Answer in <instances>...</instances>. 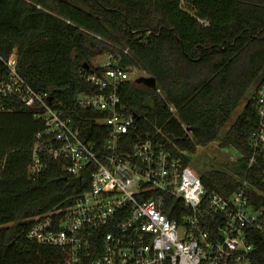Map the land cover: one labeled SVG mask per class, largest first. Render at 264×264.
I'll return each mask as SVG.
<instances>
[{
  "label": "trees",
  "instance_id": "1",
  "mask_svg": "<svg viewBox=\"0 0 264 264\" xmlns=\"http://www.w3.org/2000/svg\"><path fill=\"white\" fill-rule=\"evenodd\" d=\"M125 48L123 64L153 77L160 90L135 79L120 88L136 129L154 135L184 165L196 147L215 140L235 150L229 166L199 174L202 185L228 195L246 178L264 221V160L247 167L255 99L264 86V0H0V74L2 59L14 53L19 75L59 98L86 141L106 135H95L99 113L76 109L74 98L95 92L85 80L92 59ZM15 106L0 112V264H68L64 248L40 245L27 232L33 218L87 191L89 174L82 171L76 181L65 172L67 162L49 158L30 176L35 135L44 123ZM252 242L249 264H264V230H254Z\"/></svg>",
  "mask_w": 264,
  "mask_h": 264
},
{
  "label": "built area",
  "instance_id": "2",
  "mask_svg": "<svg viewBox=\"0 0 264 264\" xmlns=\"http://www.w3.org/2000/svg\"><path fill=\"white\" fill-rule=\"evenodd\" d=\"M126 54L127 48L100 55L85 75L95 92L74 98L76 109L99 113L95 135L106 137L93 141L82 138L59 98L34 90L19 75L14 53L2 59L0 112L18 103L44 123L28 174L38 175L49 158L67 162L65 172L76 181L82 171L89 174L88 190L71 205L33 218L28 239L64 248L68 264H249L253 231L264 230V221L251 203L246 178L228 195L206 191L188 165L154 135L136 129L120 88L146 75L123 64ZM255 102L248 168L264 160V86ZM261 180L264 186V171Z\"/></svg>",
  "mask_w": 264,
  "mask_h": 264
},
{
  "label": "rangeland",
  "instance_id": "3",
  "mask_svg": "<svg viewBox=\"0 0 264 264\" xmlns=\"http://www.w3.org/2000/svg\"><path fill=\"white\" fill-rule=\"evenodd\" d=\"M99 59V56L92 59V64L97 63ZM139 71L141 72V70ZM246 101V98L243 99L242 103L232 113L229 121L225 124V130L230 127ZM218 142V140H215L206 146L196 147V151L190 155V162L188 164V167L194 174L199 175L211 169H223L237 159L238 154L235 150L230 147H221Z\"/></svg>",
  "mask_w": 264,
  "mask_h": 264
},
{
  "label": "water",
  "instance_id": "4",
  "mask_svg": "<svg viewBox=\"0 0 264 264\" xmlns=\"http://www.w3.org/2000/svg\"><path fill=\"white\" fill-rule=\"evenodd\" d=\"M135 83L137 84H143L149 89H155L156 87V81L153 77L150 76H140L135 79ZM186 131H189V129H186Z\"/></svg>",
  "mask_w": 264,
  "mask_h": 264
},
{
  "label": "bare ground",
  "instance_id": "5",
  "mask_svg": "<svg viewBox=\"0 0 264 264\" xmlns=\"http://www.w3.org/2000/svg\"><path fill=\"white\" fill-rule=\"evenodd\" d=\"M90 85V84H89ZM168 110V109H167ZM178 157V156H177ZM179 158V157H178Z\"/></svg>",
  "mask_w": 264,
  "mask_h": 264
}]
</instances>
